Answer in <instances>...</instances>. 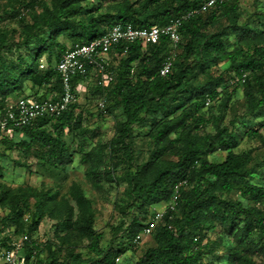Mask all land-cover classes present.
Here are the masks:
<instances>
[{"label": "trees", "instance_id": "obj_1", "mask_svg": "<svg viewBox=\"0 0 264 264\" xmlns=\"http://www.w3.org/2000/svg\"><path fill=\"white\" fill-rule=\"evenodd\" d=\"M47 0H6L13 6L12 14L19 9H31L37 2L44 4L41 23L27 24L21 45L31 50L32 60L27 62L18 77L0 59V112L10 98L24 97L19 91L25 81L35 87L50 86L47 91L54 96L34 97L39 101L57 100L61 95V79L56 66L69 49L59 42L66 37L72 47L90 42L105 35L116 24H131L136 28L164 26L169 21L190 12L199 11L202 0H50L54 7L48 8ZM5 11V8H4ZM259 21L264 14L256 13ZM242 17L239 5L233 0L223 3L206 13H196L182 23L181 42L175 46V60L169 75L160 76V69L168 57L170 41L162 37L158 42L143 45L137 41L117 46L112 56L115 80L105 88L94 82V87L104 100L105 112L110 100L121 107L125 120L118 126L115 137L108 145L111 154H119L120 163L125 164L126 173L116 182L125 186L126 200L118 208L124 216L128 209L141 203H167L174 194L175 187L184 183L179 190L176 212H169L162 223L153 231L154 246L148 248L135 264H216L206 261L209 243L203 244L206 232L219 227L233 235L228 249L226 264H257L255 257L264 254V186L252 183V151L235 152L240 141L224 123L226 110L232 100L229 86L223 75L209 77L203 84L193 85L191 61L202 62L207 59L226 57L230 62L234 78L244 87L247 113L260 116L264 110V45L253 51L238 45L229 51V36L246 39L254 36L248 22L239 25ZM221 18L226 19L222 25ZM7 48V32L0 31V56ZM57 50L56 66L42 71L38 58ZM117 63V65H115ZM135 70V71H134ZM246 75L245 82L242 77ZM85 79H75L76 88ZM212 105L206 118L202 114L206 103ZM79 102L59 117L43 118L31 126L0 129L4 144L34 154L35 158L48 162L55 169L66 168L72 163L73 155L64 141L65 126L69 125ZM54 127L53 130H51ZM147 131L151 158L136 163L134 129ZM262 127V125H261ZM18 135L23 139L15 141ZM250 140L262 139L259 129L248 131ZM102 150L95 154L100 159ZM218 152L226 153L220 162H212L209 156ZM88 154H83L86 163ZM264 165V161H262ZM255 166V165H254ZM257 168V167H256ZM70 195L81 216L72 222L73 208L55 201L49 192L31 187L13 190L0 184V206L10 210L7 217L23 237L25 264H94L83 259L80 253H69L60 258L62 245H46L48 258L41 260L42 248L31 237L39 226L41 218L47 213L53 216L56 209L62 217L77 224L83 237L90 241L91 248L98 246L102 235L94 229L92 204L83 194L80 186L73 184ZM237 195L238 197H233ZM247 200L250 205L245 206ZM61 210V211H60ZM147 215V214H146ZM28 216V217H27ZM150 214L147 216V222ZM27 217V218H26ZM145 224L134 220L123 229L118 237L119 249L112 257L106 251L99 264H116L115 260L129 251H136L132 240ZM119 230H122L120 227ZM125 240V241H123ZM64 239L63 243L64 244ZM128 243V244H126ZM0 243L1 248L6 247ZM5 246V247H4ZM133 251V252H134Z\"/></svg>", "mask_w": 264, "mask_h": 264}, {"label": "rangeland", "instance_id": "obj_2", "mask_svg": "<svg viewBox=\"0 0 264 264\" xmlns=\"http://www.w3.org/2000/svg\"><path fill=\"white\" fill-rule=\"evenodd\" d=\"M229 1L227 0V2ZM235 1L242 12L239 25L248 22L253 28L254 36L240 39L230 35L229 51L238 45L243 46L245 50L253 51L255 48L264 45V21H259L258 16H255L256 13L264 14V0H233V2ZM45 4L50 9L54 7L50 0H47ZM12 7L9 6V2H6L0 10V31L7 32V48L2 51L0 59L9 66L11 72L19 77L25 65L27 66V62L32 60L30 52L36 46V41H33L29 48L21 45L25 26L35 22L41 23L45 6L41 2H37L31 9H19L15 15L12 14ZM221 22L222 25L227 23L224 18H221ZM59 42L64 44L67 49L73 45L66 37L60 38ZM175 49L176 47L170 44L167 55L170 56ZM56 58L57 50L51 54L50 58L48 54H43L38 58L39 69L46 71L48 68H54ZM191 67L193 68L191 74L193 85L203 84L211 76L223 75L227 79L228 83L218 89L220 96L223 94L225 86H229L230 92L234 91L226 110L224 123L240 141V146L235 149V152H253L252 167L255 170L251 181L264 186V165L262 164L264 161V110L257 117H252L247 113L244 87L238 83L237 78H234L230 62L226 57L216 60L207 59L199 63L191 61ZM94 86V81L90 78L77 84L79 104L70 124L65 126L64 141L73 155L72 163L68 167L55 169L48 162L35 158L32 153L27 154L10 144H4L2 136L0 137V184H4L13 190L31 187L49 192L55 201L68 204L73 208L72 222L79 219L81 213L70 195L71 186L73 184L79 185L83 194L91 201L94 229L102 235L99 245L92 249L90 241L83 237L77 224L71 225L68 216L61 218L62 212L56 209L53 216L46 213L41 218L37 231L31 237L32 241L42 248L39 258L43 261L48 258L45 244L55 243L63 247V252L60 254L62 259L69 256L67 255L69 253H80L83 259L99 264L97 261L109 249L112 257L115 256L119 249L117 239L123 229L132 224V221L137 220L146 225L149 214L162 212L166 207V203L162 202L146 204L144 209H140L141 203H137L128 209L127 216H124L119 210L118 205L123 204L122 201L126 200L127 196L125 186L122 183L118 184L116 179L119 180L125 175L126 166L119 162L121 160L119 154H111L107 147L115 137L118 126L125 120V116L121 107H118L113 100L108 103L109 109L102 112L100 109L102 97ZM49 87L38 88L33 86L31 82L25 81L19 93L22 96L39 97L46 95L51 98L56 93L47 91ZM16 99L10 98L8 101L14 103ZM212 105L216 107L218 102L214 101ZM211 106H206L202 112L206 118ZM254 128L259 129L262 139H248V131ZM53 129L54 127L51 130ZM146 133L145 129L139 127L134 129V135L137 136L134 140L136 163L145 162L151 158L152 147L145 136ZM21 139L23 136L18 135L15 141L19 142ZM99 150H102L100 159L95 154ZM84 153L88 154L86 163L83 162ZM225 155L224 152H218L210 155L209 159L212 162H220L225 158ZM233 197L237 198L238 196L234 195ZM243 204L245 206L250 205L247 200H244ZM9 213V209L0 206V243H5V246L11 247V249L19 247V254L25 257L23 253L24 237L20 232L18 234L19 229L8 221ZM120 227L122 230H119ZM63 239L64 244H62ZM232 242L233 235H228L222 228L217 227L206 232L203 244L209 243L207 250L212 253L206 255V261L226 264L228 249ZM153 246L154 242H152L151 235L143 237L142 243L136 251H129L119 257L118 263L116 260L115 262L116 264H135L141 255ZM255 259L257 264H264V254L256 256ZM35 261L36 258L33 257L32 264Z\"/></svg>", "mask_w": 264, "mask_h": 264}, {"label": "built area", "instance_id": "obj_3", "mask_svg": "<svg viewBox=\"0 0 264 264\" xmlns=\"http://www.w3.org/2000/svg\"><path fill=\"white\" fill-rule=\"evenodd\" d=\"M6 0H0V5ZM227 0H202L199 11L190 12L179 18L169 21L164 26H153L151 28H136L131 24H116L105 35L90 42L75 45L62 56L56 66V71L61 79V95L57 100L39 101L34 97H24L16 102H7L3 110L4 116L0 112V129L6 130L10 134L12 129L31 126L36 121L48 118L59 117L66 112L70 106L79 102L77 86L74 88V80L92 79L100 88H105L115 80V72L112 64V52L122 43L132 44L140 41L143 45L158 42L162 37L167 38L171 44L177 46L181 42L180 28L182 23L196 13H206L210 9L216 8ZM175 51L168 56L160 69V76L165 77L173 69ZM246 75L242 77L245 82ZM210 101L206 106L210 105ZM104 100L100 103V109H104ZM12 128V129H11ZM184 183L175 187L174 194L166 203L162 212H153L148 223L143 227L132 240V246L137 249L143 237L152 235L153 231L162 223L169 212H176L180 187ZM27 236L24 241H27ZM20 248L13 247L5 249L0 247V264H25V257L19 254ZM120 258L116 259L118 263Z\"/></svg>", "mask_w": 264, "mask_h": 264}]
</instances>
